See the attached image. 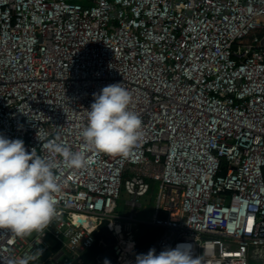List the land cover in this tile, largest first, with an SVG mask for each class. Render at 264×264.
I'll list each match as a JSON object with an SVG mask.
<instances>
[{"label":"built area","instance_id":"2783aa9c","mask_svg":"<svg viewBox=\"0 0 264 264\" xmlns=\"http://www.w3.org/2000/svg\"><path fill=\"white\" fill-rule=\"evenodd\" d=\"M113 83L142 121L137 143L66 167L44 143L81 150L92 94ZM0 134L54 160L59 185L42 232L0 230V264L80 258L117 219L122 186L131 208L152 191L161 232L94 264L180 243L198 264H264V0H0Z\"/></svg>","mask_w":264,"mask_h":264},{"label":"clouds","instance_id":"9594fccd","mask_svg":"<svg viewBox=\"0 0 264 264\" xmlns=\"http://www.w3.org/2000/svg\"><path fill=\"white\" fill-rule=\"evenodd\" d=\"M92 95L87 123L80 133L81 150L73 151L62 143H44L68 168H86L90 164L89 151L126 156L141 135L142 121L130 110L132 97L121 83L104 86ZM37 139L42 143L46 138L37 135ZM56 168L54 160L26 150L23 139L0 134V230L25 238L50 225L57 214ZM192 249L191 243H180L158 254L151 248L146 254H137L135 264H198L199 258H193ZM16 264L26 261L20 259Z\"/></svg>","mask_w":264,"mask_h":264},{"label":"rangeland","instance_id":"374dc122","mask_svg":"<svg viewBox=\"0 0 264 264\" xmlns=\"http://www.w3.org/2000/svg\"><path fill=\"white\" fill-rule=\"evenodd\" d=\"M155 190L156 187L154 188V191ZM151 193L152 191H150L146 196L140 198L139 201L142 204L141 207L131 208L126 206V201L129 196L126 194L123 186L120 189V197L118 199L116 209L117 219L114 220V224H111V227H107L110 232L107 239L115 242L113 248H115L120 259L125 258V256L134 249L135 245L137 246V238L139 237L142 229L149 225L154 205V194ZM110 242L105 241V245L107 244L106 251L109 253H111L112 249V243L110 244ZM83 254L84 253L80 254V258L75 257V261L70 260L74 257L70 258L65 256L64 258H69L70 260L66 264H73V262L83 264Z\"/></svg>","mask_w":264,"mask_h":264},{"label":"trees","instance_id":"16d2710c","mask_svg":"<svg viewBox=\"0 0 264 264\" xmlns=\"http://www.w3.org/2000/svg\"><path fill=\"white\" fill-rule=\"evenodd\" d=\"M163 215V214H162ZM161 229L160 228H154L151 225H147L146 227H144L139 235V237L137 238V250L138 251H142L145 248H147L152 241L160 234ZM110 235V232L106 226V222H104L101 227L100 230L98 232L94 233L95 236V243L93 244V246L91 248H89L83 255H82V260H83V264H94L96 259L95 257L97 255H101V256H107L109 254H113V245H114V241L107 239V237ZM100 239H103L104 242L108 241L110 242V244L112 245V249H111V253L106 252V249L103 248L101 245L98 244V241ZM107 246V244H106ZM135 248V247H134ZM54 250V249H53ZM73 264H77L74 263Z\"/></svg>","mask_w":264,"mask_h":264},{"label":"bare ground","instance_id":"6f19581e","mask_svg":"<svg viewBox=\"0 0 264 264\" xmlns=\"http://www.w3.org/2000/svg\"><path fill=\"white\" fill-rule=\"evenodd\" d=\"M71 219L76 223L85 226L88 230H94L97 225L99 224V220L95 218H88L85 216H77L72 215ZM134 250V249H133ZM133 250L125 256V258H122L121 261H125L127 257L133 252Z\"/></svg>","mask_w":264,"mask_h":264},{"label":"water","instance_id":"95a60500","mask_svg":"<svg viewBox=\"0 0 264 264\" xmlns=\"http://www.w3.org/2000/svg\"><path fill=\"white\" fill-rule=\"evenodd\" d=\"M49 255V252H46L41 258L40 261H45V259L47 258V256ZM125 263V262H124ZM43 264H52L50 262H44Z\"/></svg>","mask_w":264,"mask_h":264},{"label":"crops","instance_id":"0c3cea01","mask_svg":"<svg viewBox=\"0 0 264 264\" xmlns=\"http://www.w3.org/2000/svg\"><path fill=\"white\" fill-rule=\"evenodd\" d=\"M153 241H154V240H153ZM153 241H152V242H153Z\"/></svg>","mask_w":264,"mask_h":264}]
</instances>
